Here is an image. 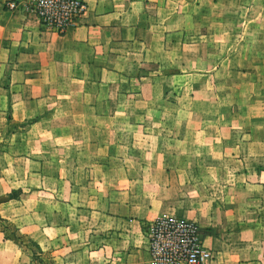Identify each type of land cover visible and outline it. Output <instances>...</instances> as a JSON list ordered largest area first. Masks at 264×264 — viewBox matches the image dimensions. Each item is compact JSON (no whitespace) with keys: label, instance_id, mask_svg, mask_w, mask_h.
<instances>
[{"label":"crops","instance_id":"obj_1","mask_svg":"<svg viewBox=\"0 0 264 264\" xmlns=\"http://www.w3.org/2000/svg\"><path fill=\"white\" fill-rule=\"evenodd\" d=\"M6 1L0 130L21 125L0 151V196L16 192L0 217L58 264H150L146 227L161 214L198 223L206 264H264L259 72L241 73L257 87L240 91L212 134V118L193 120L192 97L174 95L179 70L163 71L165 59L180 64L165 56L167 42L179 51L180 31L162 14L172 3L179 17V0H86L62 33ZM0 264H35L1 227Z\"/></svg>","mask_w":264,"mask_h":264},{"label":"rangeland","instance_id":"obj_2","mask_svg":"<svg viewBox=\"0 0 264 264\" xmlns=\"http://www.w3.org/2000/svg\"><path fill=\"white\" fill-rule=\"evenodd\" d=\"M191 1L194 4L188 10L185 0H179L180 10L174 12L179 13V17L174 16V21L170 20L173 15L172 3L162 13L167 19L164 20L165 28L180 31L179 51H176L175 46L171 47L169 42L165 47V56L179 57L180 64L177 67V62L171 65V59H165L163 71L174 69L176 73L179 70L182 76L176 79V84L181 86V90L174 95L183 103H187L191 96L195 101V106L191 108L193 120L203 128L205 124L199 122L200 119L212 118V134H215L217 130H214V123L227 115L225 108L233 109L240 91L257 87L256 80L253 85L249 81L245 83L247 79L252 80L250 76L241 82L243 88L240 83L242 72L256 70L261 79L260 88L264 86V0ZM255 25H258L257 28H253ZM171 97L169 94L168 99ZM185 115L180 111V116ZM17 125L21 124L9 122L1 128L0 151L8 153L5 147L10 143V133L13 128H18ZM15 193L1 195L0 200ZM0 227L5 237L22 243L31 253L33 263L58 264L55 256L58 254L50 250L43 251L36 241L17 231L12 222L0 218Z\"/></svg>","mask_w":264,"mask_h":264},{"label":"built area","instance_id":"obj_3","mask_svg":"<svg viewBox=\"0 0 264 264\" xmlns=\"http://www.w3.org/2000/svg\"><path fill=\"white\" fill-rule=\"evenodd\" d=\"M6 8L34 15L47 28L62 33L86 10L85 0H7ZM150 264H206L213 258L193 219L161 214L146 227Z\"/></svg>","mask_w":264,"mask_h":264},{"label":"trees","instance_id":"obj_4","mask_svg":"<svg viewBox=\"0 0 264 264\" xmlns=\"http://www.w3.org/2000/svg\"><path fill=\"white\" fill-rule=\"evenodd\" d=\"M1 218V217H0Z\"/></svg>","mask_w":264,"mask_h":264}]
</instances>
